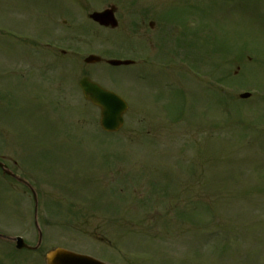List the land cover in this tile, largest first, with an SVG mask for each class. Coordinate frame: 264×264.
I'll use <instances>...</instances> for the list:
<instances>
[{
	"label": "rangeland",
	"instance_id": "obj_1",
	"mask_svg": "<svg viewBox=\"0 0 264 264\" xmlns=\"http://www.w3.org/2000/svg\"><path fill=\"white\" fill-rule=\"evenodd\" d=\"M110 6L118 29L88 20ZM84 77L129 104L119 133ZM1 156L36 181L45 240H0V264H264V0H0ZM25 191L0 172V234L35 245Z\"/></svg>",
	"mask_w": 264,
	"mask_h": 264
},
{
	"label": "water",
	"instance_id": "obj_2",
	"mask_svg": "<svg viewBox=\"0 0 264 264\" xmlns=\"http://www.w3.org/2000/svg\"><path fill=\"white\" fill-rule=\"evenodd\" d=\"M115 10H106L101 13H94L90 17L95 22L99 23L105 27H112L117 28L118 22L115 18ZM101 59L96 56H90L86 59V63L88 64H95L99 63ZM131 62H119V61H110L109 64L113 66H120V65H129ZM80 86L83 90L84 96L87 100L91 101L95 106L99 107L101 110V127L104 131L109 133L118 132L124 125V115L128 110V105L126 102L121 99L115 93L107 91L103 89L98 84L92 82L88 78H84ZM243 99H247L250 97L249 94H244L241 96ZM0 167L4 169V173L7 175L13 176L9 170L5 169V166L0 162ZM17 180L21 181V179L17 178ZM27 186H30L28 183H25ZM31 187V186H30ZM33 190V189H32ZM34 196L36 198L37 203V194L35 190H33ZM0 239L4 240H13L16 244L18 249H30V250H38L41 241H42V234L40 233V240L39 244L35 248H31L29 245L26 244L23 238H15L10 239L6 236L0 235ZM47 264H103L99 261L90 258L88 256L78 255L64 249H56L51 251L47 257Z\"/></svg>",
	"mask_w": 264,
	"mask_h": 264
},
{
	"label": "flooded vegetation",
	"instance_id": "obj_3",
	"mask_svg": "<svg viewBox=\"0 0 264 264\" xmlns=\"http://www.w3.org/2000/svg\"><path fill=\"white\" fill-rule=\"evenodd\" d=\"M1 158L5 161V163L7 162V158L5 156H1ZM7 165V164H6ZM9 167V165H8ZM14 167L15 169L18 168V163L17 161H14ZM11 172L13 174H15L18 178H20L21 180H25L26 182H29L32 186L34 187H38L37 183L35 180H32L31 178H29L28 176H26L24 173L21 172V174L18 173V171H16L14 168L9 167ZM10 182H12L13 185H20L23 188H25V193H30L29 189H27V186H25L24 184H22L21 182H19L18 180L9 177ZM33 199V197H32ZM11 248H15L13 245H10Z\"/></svg>",
	"mask_w": 264,
	"mask_h": 264
}]
</instances>
